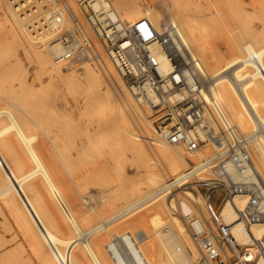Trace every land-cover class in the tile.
I'll list each match as a JSON object with an SVG mask.
<instances>
[{
  "label": "bare ground",
  "instance_id": "6f19581e",
  "mask_svg": "<svg viewBox=\"0 0 264 264\" xmlns=\"http://www.w3.org/2000/svg\"><path fill=\"white\" fill-rule=\"evenodd\" d=\"M16 1L20 0H0V15L4 16L9 25L8 35L20 45L26 55L34 58L38 75H46L48 80L63 81L67 91L73 87L82 88L87 93L84 115L89 117L88 121H96L95 129L100 134L99 141H104L106 132H109L112 144L118 145L124 152H129L136 163L140 178L127 187L120 182V157H114L113 167L118 181L115 185L111 183L114 198L122 197V191L126 189L130 196L136 195L134 188L143 182L158 191L155 192L158 198L143 208L148 210V213L141 215V220L146 216L150 217L148 240L158 247V254H150V257L139 254L140 250L147 252L143 238L137 242L141 247L133 252L135 255L131 258V264H194L199 258V252L182 216L193 213L208 221L206 196L200 197L201 206L193 202L192 191V194H176L175 200L168 202L167 197L173 192L168 189L171 183L181 178L190 168L197 179H211L215 175V166L220 162L215 147L207 143L199 148L197 153L186 155L180 148L150 138L151 124L146 125L142 121V131L137 127V133L133 132L130 120H138L141 112L133 102L132 94L117 75L113 64L105 60L104 68L98 66L100 72L95 70L96 65L93 64L96 66L93 69L92 62L85 60L81 66V74H77V69L64 67V64L71 65L70 62H56L54 56L58 44L44 42L51 30L38 26V30L30 33L26 26L27 16L21 15L19 8L13 5ZM44 1L24 0L23 3L38 9ZM113 1L125 21L132 22L147 16L155 26L160 27L162 15L152 11L143 14L137 0ZM212 1L216 3L217 0ZM192 4V0H170L171 20L180 29V34L193 56L199 60V77L205 85L203 95L206 99L214 97L220 102L228 122L234 127L235 134L248 144L251 156L264 174V10L260 22H254L252 17L244 14L243 8L235 10L232 19L229 12V16L225 15L230 19L223 14L227 18L225 20L217 14L216 17L198 15L197 12L200 11L196 7L192 9ZM97 6L98 3L94 2L93 7ZM228 7H225L227 11ZM219 9L222 10L221 7ZM229 26L232 27L228 31L229 34L224 33L223 28L228 30ZM218 39L222 40L221 44ZM44 50L46 51L43 52ZM160 60L163 70L169 71L170 66L161 54ZM104 78L108 81L113 79L117 89L111 84L108 86ZM24 81L25 77L20 78L19 86H22ZM2 84L3 81H0V88ZM16 92L12 85L4 93L12 102L20 100ZM56 102L57 100L45 95L37 104L40 103L43 113H46ZM142 107L144 112L149 113L145 106ZM52 114L53 112H48L41 117L28 119L0 98V212H6L27 241L38 264H116L104 242L98 239L93 242L90 235L88 236V233H99L100 229L86 231L84 227L88 217L70 208L65 198L67 190L62 183L58 156L66 168L77 163V167H72L73 171L78 173L76 180L82 187L101 171L90 167L84 160L88 155V146H95L90 141L88 126L86 125L80 136H76L66 127L49 123V116ZM147 138L150 140H146ZM140 141L154 145L155 156L151 152L154 160ZM69 144L77 148L74 157L68 155ZM110 150L113 155V149ZM158 168L163 175L166 176V172L170 174L163 185L162 174ZM105 170L106 168L102 171ZM179 188L180 186H176V190ZM245 201L246 197L243 195L235 197L239 208L243 207ZM140 202L141 199L133 206ZM176 208L179 213L174 211ZM219 211L226 222H230L235 216L229 204L221 206ZM173 214L179 216L174 217ZM145 229V225L140 222L135 229L137 236H143ZM263 229L262 224H254L251 227L257 237L262 234ZM233 233L238 241L248 242L242 226H236ZM6 261L21 264V258L15 252H8L0 258V264H7Z\"/></svg>",
  "mask_w": 264,
  "mask_h": 264
},
{
  "label": "built area",
  "instance_id": "2783aa9c",
  "mask_svg": "<svg viewBox=\"0 0 264 264\" xmlns=\"http://www.w3.org/2000/svg\"><path fill=\"white\" fill-rule=\"evenodd\" d=\"M23 2L13 5L27 16V30L32 33L38 26L51 30L44 42L58 44L56 62L88 60L102 66L106 57L113 64L134 99L149 110L156 141L178 147L186 155L207 143L217 150L220 162L213 178L197 179L190 168L168 189L180 186L206 196L210 221L193 213L182 216L199 252L195 264L264 263V229L258 237L251 230L254 224L264 226V174L248 144L235 134L220 102L203 95L199 60L177 26L168 21L157 27L147 16L127 22L113 0H45L38 9ZM160 54L170 66L167 72ZM238 195L246 197L242 208L235 202ZM225 204L235 214L230 222L219 211ZM238 225L247 243L234 235Z\"/></svg>",
  "mask_w": 264,
  "mask_h": 264
},
{
  "label": "rangeland",
  "instance_id": "374dc122",
  "mask_svg": "<svg viewBox=\"0 0 264 264\" xmlns=\"http://www.w3.org/2000/svg\"><path fill=\"white\" fill-rule=\"evenodd\" d=\"M220 1L221 2H218L217 0L215 3L212 0H192L193 4L191 5V8L195 9L196 7V9L200 11L199 13L197 12L198 15L211 17H216L217 15H220L222 17L223 14L225 15L227 14V12H229L228 14L231 15L230 18H233L232 13L235 10L243 8L244 14L252 17V20L254 22H260L261 20L260 16L264 10V0ZM137 3L141 7L143 14H146L148 11H152L156 14L162 15L161 24L172 21L170 12V0H137ZM222 3L224 6L222 5ZM226 5H228L229 7ZM216 6L218 9L221 7L224 11L222 12V10H218ZM225 7L229 8H227L228 11L225 9ZM215 8L217 10V13L215 12ZM174 13L178 15L176 10H174ZM215 14L217 15L215 16ZM228 14L227 16H229ZM225 16H223L225 20H227V18L230 19L229 17L226 16V18ZM122 18L124 19L123 16ZM172 23L174 22L172 21ZM228 28V30H226V28H223L224 33L226 32V34H229L228 31L232 27L229 26ZM8 29V23L5 21L4 16L0 15V81H3V84L0 88L1 100H4V102H6L9 106L21 112L28 119L41 117L48 112H53V114L49 116V123L58 125L60 127H66L68 128L70 133L76 136H80L84 132L85 127L88 126L90 141L92 144H95V146H88V155L84 158V160L88 162V165L90 167H96L101 171H98L95 174V178L93 180L88 179L89 182L86 183L85 187H82L80 184H78V181L76 180L78 173L76 171H73L74 167L72 166L75 165V167H77V163L75 162L76 164L74 163L70 167L66 168L61 162L60 157H57L58 161L60 160L59 166L62 171V183L64 184V188L67 190V196H65V198L68 200L69 207H72L73 209L79 211L80 214L86 215L88 217L87 225L84 227L86 231L90 232L91 230L100 229L99 233L97 232V234L91 235V233H88V236L90 235L91 238L90 240H93V242H97L98 239L104 242L105 246H107L106 249L111 253V255H113L114 258L112 259H115L116 264H131V258L133 257V255H135V253L133 252L141 247V244L137 245V242L142 240L143 238L145 242L144 245L147 246V252L140 250L139 254L141 256L158 254V247L153 243L151 244V241L148 240V235L150 232L148 231V229L151 225L150 217L146 216L144 220H141V215H143L144 213L146 215L148 213V210H144L143 208H145L150 203L154 202L156 198H158L155 193L158 191L153 190L150 186L147 185V183L143 182L142 184H139L138 187L134 188V193H136V195L130 196L128 189H126L122 191L124 192V195L122 197L118 199L114 198L115 196L113 195L114 192H112L113 186H111V183L115 185L118 182L113 167L115 165L114 157H120L119 159L122 165V175L120 178L121 184H126V186L129 187L133 181L136 183L140 178L136 163L134 160H132L131 154L127 151H122L118 145H113L109 132H106L104 141H99L100 134L95 129L96 121H88L89 117H86V115H84L83 109L84 103L86 101L85 98H87V93L82 88L78 87H73L70 91H67L66 85L63 81L59 79L48 80L46 75H38L36 61L33 57L26 55L20 45H18L8 35ZM178 30L180 32L179 28ZM218 43L221 44L222 40H219ZM37 46L39 45L37 44ZM45 51L46 50H44L43 52ZM104 60L108 59H106L105 57ZM84 62L85 60L71 62V65L64 64V67H72L71 70H74L75 68L77 69L76 73L81 74V66L82 64H84ZM96 66H93V69ZM95 70L100 71L98 66L95 68ZM2 71L4 72L3 74L1 73ZM22 77H25V83L22 86H19V80ZM105 82L107 85L111 84L112 86H114V88L117 89V84L115 81H113V79L110 78L109 81L105 79ZM12 85L14 86V89H16L17 91L16 93L20 97L19 101H9L4 93L6 89L10 88ZM45 95H49V97L53 98V100H57V102L54 107H51L52 109L50 108L49 110L48 108V112L43 113L41 104H37V102L41 100ZM132 100L141 112L140 118H138V120H130L132 131H136L137 133L138 128L140 131H142V121L146 125L150 124L148 121L149 113L144 112L143 107L140 106L133 97ZM39 132L40 135H42V132L40 130H38V133ZM49 135H51V133ZM150 136V138L153 137L152 135ZM140 142H142L144 147L149 152L150 157L152 158V160H154L151 154V152L154 153V145L151 146V144L147 141ZM68 149V155L74 157L77 154V148L75 145L69 144ZM110 149H113V155L111 154ZM216 162H218V160H216ZM105 168L106 170L102 171ZM169 177L170 174H167V172L166 176L162 174V185ZM161 188L162 186L160 187V189ZM191 191V189H177L176 191H173L170 195H168V202H170L171 199L175 200L176 194H179V196H181L183 195V193H191ZM192 193L191 194L194 197L193 202L201 206L200 197H203L204 193L202 191L201 193L192 191ZM125 197L127 198L125 199ZM140 199V204L133 206V204L138 202ZM194 203H192V205L195 207ZM176 210L177 213H179L177 208ZM173 216L178 217L179 215L173 214ZM147 221L149 223H147ZM140 222H142L143 226L145 225L146 227L143 236L142 234L137 236L138 233L135 230L136 226H138ZM8 252L17 253V255L21 258V264H38L32 252L30 251L27 241L7 216L6 212L1 211L0 258ZM197 260L195 261V263L197 262ZM7 264L13 263L8 261Z\"/></svg>",
  "mask_w": 264,
  "mask_h": 264
}]
</instances>
